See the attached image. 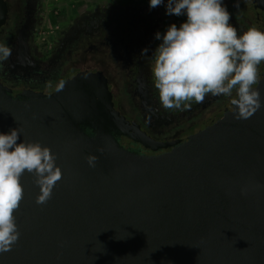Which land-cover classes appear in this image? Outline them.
<instances>
[{"label": "water", "instance_id": "water-1", "mask_svg": "<svg viewBox=\"0 0 264 264\" xmlns=\"http://www.w3.org/2000/svg\"><path fill=\"white\" fill-rule=\"evenodd\" d=\"M245 2L264 31V0ZM259 72L264 103V62ZM107 95L86 71L41 96L0 85V131L47 146L62 173L42 205L35 177L21 178L20 236L0 264H264V107L238 120L230 103L180 142L137 153L116 139L140 141Z\"/></svg>", "mask_w": 264, "mask_h": 264}, {"label": "flooded vegetation", "instance_id": "flooded-vegetation-1", "mask_svg": "<svg viewBox=\"0 0 264 264\" xmlns=\"http://www.w3.org/2000/svg\"><path fill=\"white\" fill-rule=\"evenodd\" d=\"M44 3L0 0V42L12 49L9 60L0 64V85L13 98L24 92L47 95L79 72L96 75L106 84L114 117L135 130L138 135L132 136L140 141L118 135L116 139L137 153L159 152L180 142L230 104L228 97L209 94L184 110L160 107L150 71L156 29L152 9L118 2L86 7L59 24L48 43L40 44L36 34L46 14ZM224 4L238 34L260 30L245 0ZM143 49L148 51L142 55ZM67 70L69 77L58 83ZM194 123L196 128L185 134L183 129Z\"/></svg>", "mask_w": 264, "mask_h": 264}, {"label": "clouds", "instance_id": "clouds-1", "mask_svg": "<svg viewBox=\"0 0 264 264\" xmlns=\"http://www.w3.org/2000/svg\"><path fill=\"white\" fill-rule=\"evenodd\" d=\"M161 5L165 15L184 17L179 26L172 23L154 34L159 43L152 51L150 71L162 109L184 110L209 94L230 98L238 120L264 107L254 87L261 82L264 31L249 28L238 34L224 0H148L150 9ZM11 56L12 49L0 42V64ZM56 160L39 141L25 142L17 127L0 131V253L9 251L20 236L15 212L23 199L21 178L34 176L39 189L35 202L46 203L62 178ZM96 161L95 155L86 158L89 167Z\"/></svg>", "mask_w": 264, "mask_h": 264}, {"label": "rangeland", "instance_id": "rangeland-1", "mask_svg": "<svg viewBox=\"0 0 264 264\" xmlns=\"http://www.w3.org/2000/svg\"><path fill=\"white\" fill-rule=\"evenodd\" d=\"M110 2H115V3L118 2L122 5H134L141 8L142 7L149 8L148 0H45L44 11L46 15H48V17L51 19V21H54V23L57 24V31H58L59 24L67 21V19H69L72 15L77 14L78 12L84 10L86 7H95ZM152 10L156 15L155 33L158 31L163 33L167 28V26L172 23H175L177 26H179V24L184 20V18L181 16H180L181 18H178L175 15H171V16L165 15V9L163 5L158 6L156 8H152ZM55 32L56 30L54 31V33ZM158 43L159 41L155 39L152 51L155 49ZM70 72H68L67 70V72L64 73L63 77L60 79L58 83L62 82V80L65 78L64 76L69 77V75L71 74ZM109 97L107 95V98L105 97V100L108 101ZM109 100H111V98H109ZM108 108L109 111L114 114V110L110 106H108ZM120 122L122 123V121ZM196 123L190 125L189 127L184 128L183 132L185 134L192 132L197 126ZM127 131L131 133L133 136L138 135V133L130 127L127 128Z\"/></svg>", "mask_w": 264, "mask_h": 264}, {"label": "built area", "instance_id": "built-area-1", "mask_svg": "<svg viewBox=\"0 0 264 264\" xmlns=\"http://www.w3.org/2000/svg\"><path fill=\"white\" fill-rule=\"evenodd\" d=\"M50 20V21H49ZM57 29V24L45 14L44 20L37 29V41L40 44H46L53 37L54 31Z\"/></svg>", "mask_w": 264, "mask_h": 264}, {"label": "crops", "instance_id": "crops-1", "mask_svg": "<svg viewBox=\"0 0 264 264\" xmlns=\"http://www.w3.org/2000/svg\"><path fill=\"white\" fill-rule=\"evenodd\" d=\"M178 18H181V17H178Z\"/></svg>", "mask_w": 264, "mask_h": 264}]
</instances>
